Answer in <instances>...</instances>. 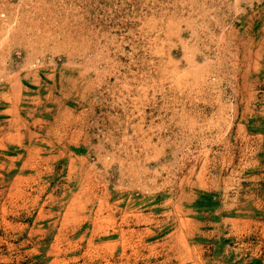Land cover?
I'll use <instances>...</instances> for the list:
<instances>
[{"label":"rangeland","instance_id":"374dc122","mask_svg":"<svg viewBox=\"0 0 264 264\" xmlns=\"http://www.w3.org/2000/svg\"><path fill=\"white\" fill-rule=\"evenodd\" d=\"M0 264H264V0H0Z\"/></svg>","mask_w":264,"mask_h":264}]
</instances>
